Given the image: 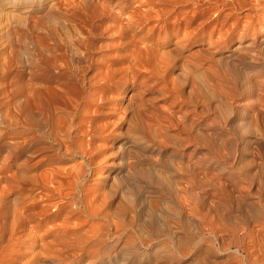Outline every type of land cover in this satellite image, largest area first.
<instances>
[{
    "label": "rangeland",
    "instance_id": "obj_1",
    "mask_svg": "<svg viewBox=\"0 0 264 264\" xmlns=\"http://www.w3.org/2000/svg\"><path fill=\"white\" fill-rule=\"evenodd\" d=\"M131 1L0 0V130L4 131H0V184L1 175L16 172L18 194L35 193L34 175L43 170L48 152L42 145L35 147L17 139L18 132L27 137L34 130L30 119L28 123L15 119L21 106L29 111L36 99L47 102L52 92L49 74L58 72L50 65L54 55L71 57L74 42L89 37L98 40L94 41L96 59L105 60L103 54L111 51L116 58L128 56L129 63L132 52L142 46L153 23L134 35L126 32ZM216 1H192V44L184 50L177 48L172 36L147 35L150 48L140 53L143 66L132 67L127 79L131 81L120 88V99L111 110L115 137L102 135L114 148L106 153L109 165L103 172L104 165L96 167L86 178L88 184H101L107 192L97 201L100 214L90 222L96 227L90 223L41 226L30 237V247L20 255L13 254L17 264H245L246 252L230 243L231 238L224 244L221 241L229 237L223 229V197L228 190L226 175L231 171L249 170L254 192L261 178L264 180V7L250 5L235 11L240 17L235 25L230 24L232 17L217 28L211 22L196 29L201 19L196 10L206 7L205 16L214 20L223 6ZM6 8L12 10L10 18L1 15ZM82 9L96 15L93 21L74 15ZM175 49L178 60L166 68L164 61ZM53 86L57 93L58 82ZM140 100L158 106L159 123L142 125L136 108ZM5 104L10 116L4 115ZM182 114L187 116L184 121ZM255 138L259 143H254ZM135 143L144 144L147 151L128 159L132 173L127 175V160L120 152L124 144L135 150ZM74 159L81 160L77 156L70 164H75ZM232 182L239 180L235 177ZM7 204L12 206L11 199ZM263 232L256 231L253 237L259 241ZM3 239L6 249L11 243L9 229ZM58 255L68 259L56 260Z\"/></svg>",
    "mask_w": 264,
    "mask_h": 264
},
{
    "label": "bare ground",
    "instance_id": "obj_2",
    "mask_svg": "<svg viewBox=\"0 0 264 264\" xmlns=\"http://www.w3.org/2000/svg\"><path fill=\"white\" fill-rule=\"evenodd\" d=\"M192 1L198 0H132L129 9L131 12L127 15L129 20L127 19L128 23L124 26L126 32L134 35L142 31V28L146 27V25L150 23H153V25L150 26L145 36H143L142 46L134 50L130 55L131 59H129V63H127L128 56V58L125 55L116 58L118 55L114 57V54L111 55V51L103 54L106 58L105 60L102 58L96 59V54H94L97 51L94 43L95 40L88 39L89 37L74 42L75 49L71 57L57 54L58 56H53L55 58H53L51 63L49 61L51 67L56 68L57 70L55 71L58 72L49 74L50 82L52 83L50 90L52 92L48 100H46L47 102L44 103L38 98L29 111L21 106L19 108L20 116L15 119V121L17 120L16 122L20 123H28L30 119L29 124L32 128L31 130H34L27 137L22 136V132H18L17 139L21 137L23 142L30 143L35 147L42 145L41 149L47 150L48 155L45 157L46 160L43 170L39 174L37 171V176L34 175L36 187L32 191L35 193H31L29 196H20L18 194V190H20L17 184L19 177L16 172H5L1 175L0 264H17L18 257L13 259V254L20 255L25 249L30 247V237L41 226H47L49 223V225L53 223L55 226H63L65 228L69 227L70 224L84 226L90 223L92 218L100 214L98 203L102 199V196H107V192L104 191L103 185L101 184H97V187L91 186L90 183L88 184L86 178L96 167L104 165L100 170V172H103L109 165L110 157L106 156V153L108 150L114 148L110 145V141L103 138L102 135L109 134L115 137L114 132L116 130L113 132L112 129L111 110L115 109L120 99V88L129 80V73L133 66H143V62L140 60L142 58L140 53H145L150 48L148 43L149 36L147 35L151 34L153 36L157 33L172 36L174 38L172 40H175L177 48L182 47V50L186 47L188 48L189 44H192ZM216 2L223 6L219 9L218 7L215 8L218 11L216 14L214 13L217 16L214 20L205 16L206 7L196 10L195 14L197 13L201 17L196 29L209 25L211 22L214 23V28H217L218 24L224 25L232 17L235 19L230 24L235 25L240 19L239 16L236 17L234 15L235 11L250 5L259 8L264 7V2L261 1L253 3L251 0H217ZM112 9L108 10L112 11L111 14H114ZM85 10L77 12L74 15L93 21L96 16L94 14L95 11L93 13L95 16H93L89 13V10ZM1 15L10 18L12 10L6 8L2 10ZM248 15H251V13ZM112 19L116 21V18ZM93 24L96 26V21ZM110 24L111 22L109 26ZM244 24L246 25V22ZM120 26L119 24L118 28ZM97 33H94V35ZM109 44L112 45L111 43ZM163 44L165 45L166 42L163 41ZM105 47L103 49L106 50ZM177 51L175 49V51L168 53L166 61H164L166 62V68L176 64L178 60L176 56L179 54ZM55 81L58 82V87H60L57 93L53 86ZM1 94L4 97V92ZM73 94H75L74 97ZM5 99L3 100L4 102ZM6 100H8V97ZM15 100H18V98H15ZM146 101L140 100L135 102H137L136 108L139 120L142 125L149 127L151 124L160 122V110L156 104L146 103ZM11 102L15 104L17 101L12 100ZM12 108L14 109L15 106ZM13 109L12 111H15ZM3 111L5 116H10L12 113L10 110L9 114V109L6 104L4 105ZM181 118L183 121L186 120V114H182ZM15 121L13 120L11 122ZM0 131L4 132L3 130ZM19 142L16 146L13 144L15 149L20 146ZM255 142L256 144L259 143L257 138L254 139ZM129 147L131 146L124 144L120 152V155L127 160V175L132 173V163L128 159L132 157L136 158L138 153L144 155V152L147 151L144 144L138 143L137 145L135 143L133 145L135 150ZM16 151L14 150L12 153ZM253 154L252 158L254 159L255 156ZM14 155L18 157L19 153ZM77 156L81 160L77 162V159H74L75 164H70V161ZM260 157L263 156L260 155ZM262 160L264 161V157ZM249 174L250 171L244 169L237 174L236 171H231L226 175L228 177L226 185L228 190L225 191V199L223 197L225 209L222 213V220L225 221L223 229L229 234V237H222L221 241L224 244L227 241L226 239L231 238L230 243H235L239 249L246 252L248 259L245 260V264H264V237L259 241L253 237L256 231L264 229V180L261 178L258 182L259 186L254 192L251 188L252 183L248 180ZM235 177H237L239 182H232ZM96 181L99 182V180ZM37 195L39 196L37 197ZM28 197L31 199V202L28 200L30 202L29 204L26 202V198ZM10 199L12 206H8L7 204ZM106 219L110 223L112 222V218ZM100 224L97 228H101ZM90 225L96 227L93 223H90ZM92 227L90 228L92 229ZM90 228L89 230H91ZM8 229L11 231V243L5 249L2 240L4 241L3 236ZM241 232L245 233L241 234ZM89 233L92 232L90 231ZM247 235L249 236L248 240H246ZM62 238L57 237L56 239L61 240ZM87 239L89 237L85 239L86 244ZM39 240L37 239V241ZM39 242L42 243L41 241ZM81 243L83 244V242ZM57 259L64 261L68 259V256L58 255L56 256Z\"/></svg>",
    "mask_w": 264,
    "mask_h": 264
}]
</instances>
